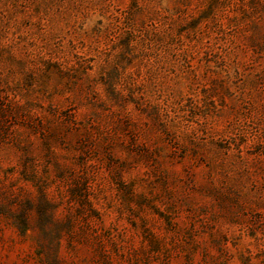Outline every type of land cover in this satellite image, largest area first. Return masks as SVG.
<instances>
[{"label":"rangeland","instance_id":"374dc122","mask_svg":"<svg viewBox=\"0 0 264 264\" xmlns=\"http://www.w3.org/2000/svg\"><path fill=\"white\" fill-rule=\"evenodd\" d=\"M0 264H264V0H0Z\"/></svg>","mask_w":264,"mask_h":264}]
</instances>
